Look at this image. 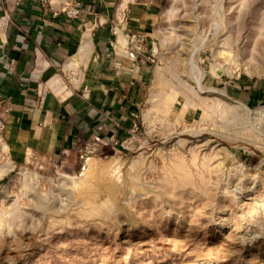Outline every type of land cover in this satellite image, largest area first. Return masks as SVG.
Returning <instances> with one entry per match:
<instances>
[{"label": "rangeland", "instance_id": "1", "mask_svg": "<svg viewBox=\"0 0 264 264\" xmlns=\"http://www.w3.org/2000/svg\"><path fill=\"white\" fill-rule=\"evenodd\" d=\"M152 2L79 170L0 143V264H264V0Z\"/></svg>", "mask_w": 264, "mask_h": 264}, {"label": "crops", "instance_id": "2", "mask_svg": "<svg viewBox=\"0 0 264 264\" xmlns=\"http://www.w3.org/2000/svg\"><path fill=\"white\" fill-rule=\"evenodd\" d=\"M67 1L0 0V143L15 165L79 170L109 141L114 99L144 72L127 48L151 42L152 0H76L79 18L54 16Z\"/></svg>", "mask_w": 264, "mask_h": 264}, {"label": "built area", "instance_id": "3", "mask_svg": "<svg viewBox=\"0 0 264 264\" xmlns=\"http://www.w3.org/2000/svg\"><path fill=\"white\" fill-rule=\"evenodd\" d=\"M15 6H20L23 3L30 2L40 8L43 7H51L52 3L51 0H13ZM62 13L65 15V17L69 20H74L76 18H79L81 15V4L76 1V0H68L63 4V8L58 12L57 10L53 11V15L56 16L58 13ZM113 33L116 34L117 31L113 30ZM136 45H134V49L140 50L141 47V42L139 44V41H135ZM12 63V62H11ZM1 96H0V101H1Z\"/></svg>", "mask_w": 264, "mask_h": 264}, {"label": "bare ground", "instance_id": "4", "mask_svg": "<svg viewBox=\"0 0 264 264\" xmlns=\"http://www.w3.org/2000/svg\"><path fill=\"white\" fill-rule=\"evenodd\" d=\"M123 42H124V40H123Z\"/></svg>", "mask_w": 264, "mask_h": 264}]
</instances>
